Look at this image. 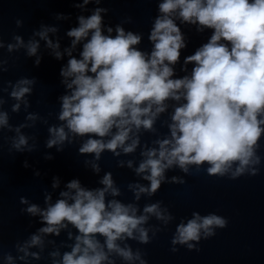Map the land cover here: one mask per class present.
I'll return each instance as SVG.
<instances>
[{"label":"clouds","instance_id":"obj_1","mask_svg":"<svg viewBox=\"0 0 264 264\" xmlns=\"http://www.w3.org/2000/svg\"><path fill=\"white\" fill-rule=\"evenodd\" d=\"M103 2L82 0V3H73L76 8H85L89 3L97 6L91 15H79L78 26L66 32L74 39L71 47L65 49L69 59L60 67L59 76L62 78L60 84L70 90V94L66 92L58 97L57 119L63 123L48 127L45 147H56L57 152H63L66 141L73 143L69 139L71 133L73 138L87 137L79 146L78 155L94 153V159L98 161L105 150L114 156L121 154L118 148L124 154L133 153L140 144L138 133L141 128L155 131L153 125L158 115L167 108L165 101L183 99L171 115L170 136L154 141L158 147L145 146L141 152L144 159L134 171L137 175L145 174L142 179L150 183L147 186L128 185L134 191L135 200L138 201L141 194L154 196L163 184H185L187 181L183 177L165 175L173 168H179L189 176L203 170L208 176L230 180L257 176L259 169L251 166L260 163L257 151L264 138V0H163L158 5L162 15L155 18L150 30L149 40L154 45L150 54L134 47L141 42V35L131 30L126 32L121 24L115 26L116 34L111 35L113 27L104 24V15L109 9L99 6ZM61 18L68 17L57 13V19ZM175 20L196 25L197 32L206 28L213 31L206 43L185 57V66L194 65L191 75L173 79L174 68L170 65L179 62L180 50L187 46ZM124 22L132 23V18H126ZM16 23L20 26L22 22L17 20ZM105 28L108 34H105ZM49 31L56 32L57 28L41 24V30L34 31L33 35L45 40L46 46L53 50L50 55L61 60L63 55L57 50L60 44L48 39ZM13 38L16 44H7V51L26 47V56H35L33 63L38 67L43 60V55H37L39 41L30 39L24 45L21 36ZM81 41L84 43L78 59L72 55V49ZM0 47H4L2 42ZM2 63L6 65L7 61ZM181 70L186 69L182 66ZM2 71L6 72L8 68L5 66ZM36 83L34 76H21L15 83L0 84V91L11 88L8 95L17 101L12 105V112H19L21 101L25 108L31 106L25 97L33 94ZM4 103L0 97V105ZM38 118L35 113L26 116L30 121ZM25 126L21 124L15 131L19 133ZM0 127L11 129L7 111H0ZM105 137L110 138L105 140ZM129 140L131 142L126 143ZM25 150L32 152L35 146H29L28 139L22 134L14 138L8 148L10 154ZM44 159L52 160L54 155L45 153ZM118 166L123 167V162H118ZM127 166L132 168L131 160ZM191 166H195L194 170ZM23 167H30L27 160ZM92 170L98 173L99 165L93 163ZM34 175L41 173L35 170ZM100 184L104 187L88 189L81 186L79 178H72L65 186L75 190L74 193L60 191L61 198L54 203L50 202L52 195L45 189L46 207L43 209L37 203H30L27 196H20L19 203L25 206L20 209L21 214L33 218L38 215L40 227L30 233L27 240L15 242L17 251L24 253L17 259L24 264H28L29 255L40 260V254L29 253L28 248L40 246L43 250L45 237H59L61 231L71 225L76 230L74 243L69 246L70 251H64L62 255L59 250L52 251L50 256L60 257L54 259L53 264H116L114 257L147 264L139 250L134 254L130 246L121 247L117 241L131 239L149 244L152 242L149 229L144 225L150 216L167 225L174 219L173 215L167 207L161 208L163 201L159 200L146 204L139 215L138 206L132 203L124 204L117 199L106 202V193L113 197L120 195L111 172L105 173ZM59 185V176H53L51 188L57 189ZM227 225L228 220L220 215L201 216L193 212L186 223L177 224L171 251L179 250L175 245H186L188 250L199 251L197 245L202 238L207 240L215 236L214 229H223ZM67 237L73 239L71 230L67 231ZM3 249L0 233L2 259L4 264H11L12 254Z\"/></svg>","mask_w":264,"mask_h":264},{"label":"water","instance_id":"obj_2","mask_svg":"<svg viewBox=\"0 0 264 264\" xmlns=\"http://www.w3.org/2000/svg\"><path fill=\"white\" fill-rule=\"evenodd\" d=\"M163 0H104L99 5L108 8L104 15V24L113 27L111 35H115V26L121 24L125 31H133L141 35V42L134 47L150 54L153 49V42L149 40L150 30L154 20L158 15H162L158 10L159 3ZM73 3H82V0H0V42L4 47H0V84L7 81H15L21 76L36 77L33 94L26 96L30 102V107L25 108L21 101L18 113L12 112L11 108L17 101L11 99L8 91H0V97L5 100L0 105V111H7L9 125L0 127V233H2L4 252H10L13 256L11 264H24L17 259L24 255L14 247L17 240L24 241L29 238V234L35 232L39 224V216L30 217L21 214L20 209L25 207L19 203L20 196H27L30 203H37L40 208H45L44 190L47 189L52 195L51 203L59 196L60 191L73 192L66 188V183L72 178H79L81 186L88 189L104 187L100 180L107 172L112 173L114 186L119 188V196L105 194L106 202L110 199H117L124 204L132 203L138 206V215L143 213L146 204L163 201L161 208H168L174 219L165 225L164 221L157 220L155 216H150L144 227L149 229L148 235L151 243L140 244L136 240L117 241L121 247L125 244L131 247L135 254L139 250L142 259L147 264H264V138L261 140L262 147L257 151L260 156V163L252 165L259 169L257 176H241L236 180L227 177L220 178L208 176L203 170L196 175H185L179 168L167 170L165 175L183 177L185 184H163L161 189L152 197L141 194L137 201L134 198V191L128 187L129 184H140L147 186L150 182L142 179L145 174L137 175L134 171L139 163L144 159L141 156L142 150L158 147L154 141L170 136L169 124L172 123L171 115L174 108L184 101L168 99L165 101L166 110L160 113L153 125L155 131H148L141 128L138 133L140 144L133 153L124 154L121 149H117L121 154L114 156L111 151L105 150L101 153L100 159H94L95 154L78 155V148L87 137H75L69 133V139L73 143L64 144V151L57 152L56 147L48 149L45 142L49 138L48 127L59 126L63 122L57 119L60 111L58 97L70 94L64 85L60 84L62 79L59 76V69L66 65L69 59L65 49L71 47L72 37L66 35L67 30L78 26L77 17L79 15H91L97 6L89 3L85 8H76ZM57 13L63 14L67 19H57ZM131 17L132 23H125L126 18ZM17 20L22 23L17 26ZM181 28L186 47L180 50V60L175 65L173 79L190 76L193 63L184 65L186 56L194 54L196 49L206 43L212 34V29H204L197 32L196 25L181 24L175 20ZM41 24L47 27H56V32H48V39L53 43L59 42L63 58L55 60L50 53L52 49L46 46V41L38 35H33L34 31L41 30ZM105 34L106 28L104 29ZM19 35L27 45L30 39L39 41L37 55H43L41 64L37 67L33 61L35 56H26V47L21 46L12 52L7 51V44H16L14 36ZM79 42L72 49V55L81 58L82 44ZM7 61V64L2 62ZM8 71H2L3 67ZM182 66L186 69L182 71ZM69 81L71 78H68ZM28 113L38 114L36 121L26 119ZM21 124L26 125L20 128V132L15 131ZM67 131V129H65ZM115 131V129H113ZM24 135L28 139L29 146H35V150L24 153L13 151L9 153L8 148L14 138ZM110 137H105L107 140ZM127 141L126 143H130ZM45 153L54 155V159H44ZM27 160L30 167L24 168L23 162ZM132 161V168L127 166V162ZM85 161L88 164H85ZM118 162H123V167L118 166ZM96 163L100 167L98 173L92 170V164ZM204 168L207 165L203 166ZM235 167V166H234ZM194 170L195 166H191ZM38 170L41 175H34ZM234 170V168H233ZM59 176L60 185L57 189L51 188L52 177ZM230 175V173H229ZM193 212H198L201 216L208 214L220 215L228 220L226 228L214 229L216 235L198 243L199 251L188 250L186 245H175L179 250L171 251L173 245L171 239L175 233L177 224L187 222L192 218ZM159 229V231H156ZM73 232V239L69 240L67 231ZM156 235L153 236V232ZM76 230L69 225L67 230H62L59 237H45L43 250L40 246L28 248V252H37L41 259L35 260L30 255L27 258L28 264H53V260L60 257H52L50 253L59 250L61 255L64 251H70V245L74 243ZM103 241V238H100ZM54 240L55 243H49ZM196 243V242H192ZM116 264H140V260L124 261L120 257H114ZM0 264H4L2 253H0Z\"/></svg>","mask_w":264,"mask_h":264}]
</instances>
